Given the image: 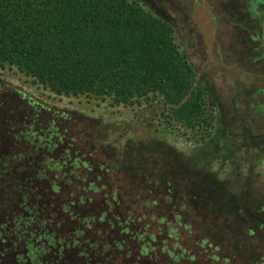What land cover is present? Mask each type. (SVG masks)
Masks as SVG:
<instances>
[{
    "label": "rangeland",
    "instance_id": "obj_1",
    "mask_svg": "<svg viewBox=\"0 0 264 264\" xmlns=\"http://www.w3.org/2000/svg\"><path fill=\"white\" fill-rule=\"evenodd\" d=\"M134 1L169 22L207 82L206 120H135L136 106L55 94L16 66L0 67V207L11 209L17 177L53 178L43 162L56 147L76 159L69 176L90 191L126 179L115 208L157 228L153 247L174 242L184 264H264V0Z\"/></svg>",
    "mask_w": 264,
    "mask_h": 264
},
{
    "label": "trees",
    "instance_id": "obj_2",
    "mask_svg": "<svg viewBox=\"0 0 264 264\" xmlns=\"http://www.w3.org/2000/svg\"><path fill=\"white\" fill-rule=\"evenodd\" d=\"M5 65L55 94L136 106L135 120L159 113L187 127L207 118L206 87L175 44L172 26L134 0H0ZM52 152L43 166L53 178L11 183V209L0 207V264H184L174 242L166 252L157 240L151 245L157 228L128 221L135 215L115 208L118 198L125 201V178L109 182L108 192L96 177L99 195L69 176L76 159ZM189 157L195 163L201 154ZM117 173L112 168L108 176Z\"/></svg>",
    "mask_w": 264,
    "mask_h": 264
},
{
    "label": "crops",
    "instance_id": "obj_3",
    "mask_svg": "<svg viewBox=\"0 0 264 264\" xmlns=\"http://www.w3.org/2000/svg\"><path fill=\"white\" fill-rule=\"evenodd\" d=\"M239 53H240V51H239ZM244 64V63H243ZM245 65V64H244ZM246 67V69H245V71H247V66H245ZM202 83L205 85V87H206V100H207V103H208V106H212V103H211V101H210V99H209V88H208V84H207V82H205V81H203L202 80Z\"/></svg>",
    "mask_w": 264,
    "mask_h": 264
}]
</instances>
